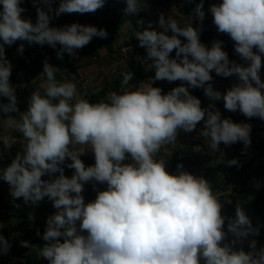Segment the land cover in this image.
Returning <instances> with one entry per match:
<instances>
[{"label": "clouds", "instance_id": "1", "mask_svg": "<svg viewBox=\"0 0 264 264\" xmlns=\"http://www.w3.org/2000/svg\"><path fill=\"white\" fill-rule=\"evenodd\" d=\"M48 11L37 7V22L24 19L21 0H0V113L6 127L22 134L23 154L0 170V178L10 185L14 198L33 204L47 197L57 211L48 217L39 255L49 264H264V248L256 251L234 250L223 244L224 217L221 203L203 177L187 171L169 173L165 161L157 159L162 146L176 141L178 130L192 132L204 121L201 135L208 138L214 154L219 145L243 142L250 145L251 126L222 118L214 104L201 107V101L188 88H202L212 101L223 99L226 110H239L247 118L264 120V80L261 79L264 56V0H222L210 6L213 22L220 33L234 41V50L245 64L230 61L221 41L211 48L199 39V31L190 22L183 27L177 19L159 17L162 31L152 23L136 37L146 47L155 75L133 90L129 87L132 72L122 73L119 92L111 91L96 103L78 97L72 77L56 79L59 70L45 62L43 91L34 90L28 108L19 113L15 88L10 83L11 64L5 59V45L26 40L56 48L74 56L94 37L107 38L105 29L72 23L62 28L50 27L51 0H43ZM105 0H60L54 10L61 14L94 13ZM144 0H126L125 15H135ZM194 13L205 17L203 0ZM138 23H143L138 21ZM171 31L172 35L166 33ZM178 37H184L182 43ZM176 50V58L170 53ZM255 49V51H254ZM23 51V45L19 49ZM191 57V59H189ZM222 77L236 76L226 92L215 91L210 72ZM182 83L167 94L154 81ZM5 148L15 143L0 137ZM71 146V148H70ZM91 150L95 164L85 166L81 155ZM69 158V178L61 165ZM130 158V163H125ZM221 161H213L218 163ZM229 166L237 164L233 159ZM182 169L183 165H178ZM59 173L55 179H42ZM90 181L106 183L95 200L85 203L82 192ZM244 226H248L247 228ZM2 227V226H0ZM251 228L244 212L237 208L236 218L228 230L238 238L246 237ZM86 233V235L84 234ZM63 238V242H61ZM21 246L31 247L27 241ZM11 245L0 235V252Z\"/></svg>", "mask_w": 264, "mask_h": 264}, {"label": "crops", "instance_id": "2", "mask_svg": "<svg viewBox=\"0 0 264 264\" xmlns=\"http://www.w3.org/2000/svg\"><path fill=\"white\" fill-rule=\"evenodd\" d=\"M30 1L31 0L21 1V7H26L30 4ZM120 1L126 0H112L111 2L105 0L102 8L96 10L94 13H89L91 20L88 25L95 26L98 29L103 28L111 35V52L107 51L104 46L96 44L97 37H94L90 43H88L89 48L86 49V45L81 49L75 50L74 56L66 53L65 56L63 55L62 59L57 57V51L61 47L59 44H57L55 49L51 46H47V49H43L45 47L43 45L41 46L36 43L28 42L27 44H21L23 45L22 52L19 50L20 47L15 43L10 46L5 45V59L9 61L12 66L10 83L15 88L17 107L19 109V112L11 113V115L19 120V113L26 111L28 108L29 98L32 92L37 89L43 91L46 82V76L42 74L45 62L59 69L56 72L59 77L58 81L64 82L75 77L72 82L77 86L78 97L87 98L90 103H96L104 99L106 92H104L103 96H96V94L102 90L107 91L113 84L121 83L123 78L122 73L128 72V67L130 65L136 64L139 60L146 62V64L152 62L147 57L146 47L140 46L139 40L135 34L137 31L146 29L149 22L152 23L153 29L162 31L158 23L162 13L158 16L154 13L158 5H164L163 15L166 19L169 16L177 19L181 27H183L185 23H188L191 20L190 18L195 17L193 14L189 15L186 14L188 12H185L187 11L185 10L186 7L188 8L189 6V0H164L171 6H167L165 3L156 0H144L143 9L135 15L128 16L125 15V7L122 9L121 7L117 8L116 5H118ZM198 1L199 0L195 3H198ZM221 1L222 0H203V3L213 5L219 4ZM173 2L177 5L176 7L173 6ZM178 2L180 4H178ZM108 6L111 8L115 7L117 16L119 19H122L118 27H112L103 15L105 8H109ZM44 10L48 11L47 8H44ZM54 10L55 9L49 13L51 16L49 23L50 27L62 28L72 23L80 24L85 17L84 14L80 13L61 14L57 17ZM211 16L212 14L210 12L208 19ZM204 19L208 20L206 18ZM138 21H142L143 23H138ZM191 24L192 26L195 25L193 20ZM203 24L205 26L204 22ZM208 25L211 29L210 34H213H211L212 36L206 35L205 38H207V36L212 38L213 35L218 34L220 39L217 40H223L227 39L229 36L226 33L215 31L217 27L214 23ZM201 31H203V29ZM168 33H171V31L169 30ZM204 34L205 33H202L201 35ZM229 38L230 37H228V39ZM232 42L233 45L225 50L229 60L235 61L238 64H245L246 62L235 53L234 41ZM0 43H2V41H0ZM127 48H132V50ZM136 49H139V52H137L138 54L134 53V51H137ZM124 50H126V52ZM25 51L27 54H25ZM113 68H115V72H112ZM211 73L212 81H210V83L213 89L216 84H220L223 89V87L230 88L234 84L239 83L236 76H217L214 70ZM260 75L261 79L264 80V56H262ZM142 79L143 78L140 77L133 79L130 81L129 85L135 87L140 84ZM81 82L84 83V88L80 87ZM182 83L185 87H188L187 82L179 80L172 83L167 80H158L154 81L153 86L161 88L162 94H167ZM194 89L193 87H189V93L201 101L202 108H208L210 104H214L215 109L220 111L222 118H229L236 123L249 124L251 126L250 145L246 147L243 142H236L225 148L224 143L221 142L219 150L213 154L209 147L210 141H208V138L201 135L202 130L205 128L204 121L202 120L196 125L195 130L192 132L178 130L176 141L162 146L156 158L165 161V167L169 173L175 174L178 171H187L195 176L203 177L209 182L213 190V195L219 200L222 206L221 215L224 217L225 221L223 230L226 233L225 240L222 242L223 244L230 245L229 240L233 237L236 239V243L230 246L234 250L243 249L245 252H249L253 251L250 245L252 241H255V250L259 251L261 248H264V223H257L254 227L252 225L246 237L238 238L234 233L228 230L229 223L225 218V214L227 209L235 207L234 204L236 205V203L239 202V199L236 198V193L243 188L245 189L246 185L251 184L250 181L248 182V179H246L245 182L247 184L241 187L240 182H242V180L240 174L250 171L253 166L254 168L259 166L260 170L264 169V162H260L264 161V127H260V124L254 118H247L239 110L236 112L226 110L223 99L212 101L208 97L207 100H204L202 99V95H200L203 89L196 93H194ZM221 93H224V91ZM7 102V98L2 101V103ZM4 118H6L5 114L0 113V137L8 136L15 143L9 148H5L3 143L0 142V170L6 168L17 154L22 155L24 150V145H19L17 143L18 139H23L22 134L15 129L6 127ZM259 142L262 143L258 147ZM232 154L235 157L231 159L230 155ZM92 156H94V154L91 150H88L86 154L81 155L80 158L83 160L84 158H91ZM233 159L237 160V164L229 166L227 162ZM177 161L183 163L182 169H178ZM213 161L221 162L213 163ZM124 162L130 163L131 160L128 158ZM70 163L71 160L66 158L64 164L61 165L64 169V175L69 178L75 171L67 167ZM58 175L59 173H55L51 177L45 175L42 179H55ZM91 182L93 183L91 184L88 182L84 185L82 194L86 193V195H88V190L93 188L97 183H95V181ZM261 194L264 195V191H262ZM253 202L254 201H250V199L246 202V199H244V203L242 204L244 208L241 210L244 211L248 220L256 218L258 214L259 218H262V215H264V196H260L255 202L257 210L254 213L256 214H253L252 211L249 212V207L254 209ZM32 204L31 202L26 203L22 197L14 198L11 194L10 185L0 178V226H2L0 227V235H3L10 245H13H11L6 254L0 252V264H16L15 259L17 257L13 256V258H10V254H12V252H18L20 249L24 250L23 254H25V257L22 258V264L27 263V256L31 254L35 256V264H49L48 260L39 255V248H42L46 243L42 239L46 229V221L57 209L53 207L52 201L47 197L35 203V206H32ZM245 227L247 228L248 226ZM22 241H27L31 247L21 246ZM61 242H63V238H61Z\"/></svg>", "mask_w": 264, "mask_h": 264}, {"label": "rangeland", "instance_id": "3", "mask_svg": "<svg viewBox=\"0 0 264 264\" xmlns=\"http://www.w3.org/2000/svg\"><path fill=\"white\" fill-rule=\"evenodd\" d=\"M21 1H24V0H21ZM111 1L112 0H109V2H111ZM156 1H160L162 3H165L167 6L169 5V3L166 2V1H164V0H156ZM196 1L197 0H189V2H188L189 3V6H188V8L186 7L185 10H187V11H185V12H188L186 14H189V15L190 14H193L195 16V17L190 18L191 20L189 22L191 23V21L193 20V22L195 24L193 27L198 29L199 34H200L199 36L202 37V38L199 37L200 42L203 43L206 47L210 48L211 45H212V43L214 41H224L225 43H224V45L222 44V48L225 51L228 47H230V46L233 45L232 44L233 43L232 42L233 40L232 39L230 40V38L228 39V37H230V36H228L227 39L217 40V39H220V36L218 34L217 35H213L212 38L210 36H207L208 39L205 38L206 35L213 34V33L210 34L211 29H210V27L208 25V24L214 23L212 16L208 19V16H209V13H210L209 8H210L211 4H209V3L208 4L203 3V5H204V11H205V17L204 18H206L208 20L203 19L200 22V20H197L198 18L196 17V15L194 13V8H195L196 4L200 3V0L198 1V3H195ZM174 2H176V1H174ZM174 2H173V6L176 7L177 5ZM51 3H52V9H56L59 6L60 0H51ZM178 4H180V3L178 2ZM116 6H117V8L121 7V9H122L123 7H126V1H120L119 4L116 5ZM169 6H171V5H169ZM37 7L47 8V6L43 3V0H31L30 1V4L27 5L26 7H24L25 11L21 13L22 18L29 19L33 24H35L37 22ZM106 8H105V12L103 14L105 18L106 17L109 18L110 15H112V13L114 12L115 13V17L117 18L116 19V22H119V20H122V19H119V17L117 16V11L115 10V7H113V8L109 7L107 9ZM0 10H2V5H0ZM154 13H156V16L160 15L161 13L163 14L164 13V5L163 4L158 5V7L156 8V10H154ZM84 16H85L84 17V20L80 24L81 25H85V24L88 25L89 24V21L91 20V16L89 15V13H85ZM203 22L205 23V26H204ZM155 28H156V26H155ZM202 29H203V31H201ZM215 31H218V30H215ZM202 33H205V34L204 35H201ZM167 35L171 36L172 33H168ZM178 38L181 39L182 43H185L186 42V40H185L184 37H178ZM14 43L20 47L21 44H27L28 41H26V40H24L23 42H17V41H15ZM43 46H45L43 49H45V48L47 49L49 47V45H47V44H44ZM87 48H89L88 44H87L86 49ZM136 50L137 51H134V53L135 54H138L137 52H139V49H136ZM189 59H191V57H189ZM211 74L212 73L210 72V75ZM217 76H219V75H217ZM224 88L225 87H223V89H222V87H221L220 84H216L214 89H215V91H219V92H222V91L226 92V90L229 89V88H225V89ZM200 90H202V88L201 89L195 88L194 89V93H196V92H198ZM200 95H202V97H203L202 99L207 100L208 97L204 94L203 91L200 93ZM253 118L260 124V127H264V126H262V121L258 120L256 117H253ZM261 143L262 142H259L258 147L261 145ZM224 147L227 148L228 145H225L224 144ZM234 157L235 156L233 154L230 155V158L231 159L234 158ZM86 159H88V158H84L83 160L85 161ZM178 162H181V161H178ZM260 162H264V161H260ZM84 163L86 164V162H84ZM256 167L254 168V166H253L250 171H247L246 173H241L240 174L241 180H242V182H240L241 183V187L243 185H246L247 184L245 182L246 179H248V182L250 181L251 184L246 185L245 186V189L243 188L244 190L242 189V190H240L239 192L236 193V198L239 199L238 200L239 202H237L236 205L234 204L235 207H232L231 209L230 208L227 209L226 214H225V216H226L225 218H226V220H227L228 223H230L231 221H233L236 218V210H237V208H240V209H243L244 208V205H242L244 203V199H246V202H248L249 199H250V201L253 200L254 202H256V200H258V198L260 196H264V195L261 194V192L264 191V171H262V169L260 170V167L259 166H258L259 169H258V167L257 168ZM90 183L92 184L93 182L90 181ZM105 186H107L106 183L99 184L97 182L96 185L93 186V188H91L90 190H88V195H86V193L82 194L83 197H84L85 203H88V202H90L91 199L96 198L97 193L99 191L106 190V189H104ZM257 202H259V201H257ZM253 214H256V213H253ZM258 218H259V214L256 216V218L249 219L251 227H252V225L254 227V225H256L257 223H260V222L261 223H264V222H262V221H264V215H262V218H259V219ZM84 234L86 235V233H84ZM23 253H24V250H21V249L18 252H12V254H10V258H13V256H16L17 258H19V259H17V258L15 259L16 260V264H18V263H21L22 264V258L25 257L24 256L25 254H23ZM27 257L28 258H27V263L26 264H35L36 259L34 258L35 256L33 254H31L30 256H27Z\"/></svg>", "mask_w": 264, "mask_h": 264}, {"label": "trees", "instance_id": "4", "mask_svg": "<svg viewBox=\"0 0 264 264\" xmlns=\"http://www.w3.org/2000/svg\"><path fill=\"white\" fill-rule=\"evenodd\" d=\"M116 17H115V13L113 12L112 15H110V17H106V20L108 21V23L112 26V27H118V25L120 24V20L119 22H116ZM97 45H102L104 46L109 52L112 51V43H111V35L109 33H107V38H97ZM66 52L63 53V55L65 56ZM66 63V62H64ZM67 65H69L68 63H66ZM128 72H132L133 73V78L137 79L138 77L143 78L145 75L147 74H152V69L151 70H144L140 64V62L137 61L136 64L134 65H130L128 67ZM56 79L59 80L58 74L55 73ZM143 76V77H142ZM104 92H106L105 90H102L100 92H98L96 94V96H103ZM180 160V159H179ZM83 162H86L85 166H91L95 164V158L94 156L91 158L86 159L85 161L82 160ZM178 162V161H177ZM262 171H264V169H262ZM107 186L104 187V189H106ZM256 199V198H255ZM254 205V209H252L251 207H249L250 211L249 212H255L257 210V206L256 203L253 202Z\"/></svg>", "mask_w": 264, "mask_h": 264}, {"label": "built area", "instance_id": "5", "mask_svg": "<svg viewBox=\"0 0 264 264\" xmlns=\"http://www.w3.org/2000/svg\"><path fill=\"white\" fill-rule=\"evenodd\" d=\"M23 41H24V40H17V42H23ZM221 42H222V44L224 45L225 42H224V41H221ZM211 46H212V45H211ZM210 48H211V47H210ZM127 49L132 50V48H127ZM124 51L126 52V50H124ZM169 55H170V58L175 59V58H176V52H175V50H173ZM139 62H140L141 66H142V68H143L144 70H151V67H150V66H151V63H152V62H151V63H147V64H146V62H143V61H140V60H139ZM112 72H115V68L112 69ZM154 74H155V72H154V70H152V74H147V75H145V77H143V79L141 80V82H147L151 77H153ZM141 82H140V83H141ZM170 83H172V82H170ZM120 85H121V83L111 85V86L107 89V91H106V93H105V96H104V99L107 97V95H108L111 91L119 92V90H120ZM152 86H153V85H152ZM80 87H81V88H84V83H83V82L80 83ZM129 87H131L133 90L135 89L134 86L129 85ZM3 99H5V97H0V103H2ZM257 119L260 120V121H262V126H264V120H261V119H259V118H257ZM17 143H18L19 145H24V144L26 143V141H24L23 139H18ZM177 165H183V163H182V162H178ZM93 200H95V198H94V199H91L90 202L93 201ZM32 206H35V204H32ZM229 243H230V245H235V243H236V239L232 237V238L229 240Z\"/></svg>", "mask_w": 264, "mask_h": 264}, {"label": "water", "instance_id": "6", "mask_svg": "<svg viewBox=\"0 0 264 264\" xmlns=\"http://www.w3.org/2000/svg\"><path fill=\"white\" fill-rule=\"evenodd\" d=\"M25 54H27L26 51H25Z\"/></svg>", "mask_w": 264, "mask_h": 264}]
</instances>
